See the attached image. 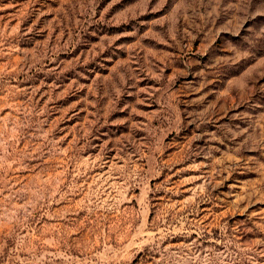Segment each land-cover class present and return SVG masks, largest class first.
<instances>
[{
	"label": "rangeland",
	"instance_id": "obj_1",
	"mask_svg": "<svg viewBox=\"0 0 264 264\" xmlns=\"http://www.w3.org/2000/svg\"><path fill=\"white\" fill-rule=\"evenodd\" d=\"M0 264H264V0H0Z\"/></svg>",
	"mask_w": 264,
	"mask_h": 264
}]
</instances>
